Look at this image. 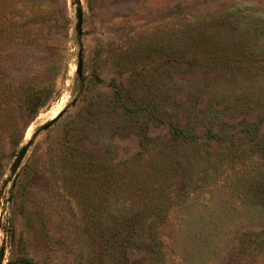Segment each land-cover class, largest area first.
<instances>
[{"label": "rangeland", "instance_id": "rangeland-1", "mask_svg": "<svg viewBox=\"0 0 264 264\" xmlns=\"http://www.w3.org/2000/svg\"><path fill=\"white\" fill-rule=\"evenodd\" d=\"M0 221L2 264H264V0H0Z\"/></svg>", "mask_w": 264, "mask_h": 264}, {"label": "water", "instance_id": "water-1", "mask_svg": "<svg viewBox=\"0 0 264 264\" xmlns=\"http://www.w3.org/2000/svg\"><path fill=\"white\" fill-rule=\"evenodd\" d=\"M76 18H77V23L75 26L76 31L78 32L79 35H82V32H83L82 31L83 16H82V10L80 7H78L76 9ZM76 73L79 76V78L82 77V74H83V54L81 51L78 53V62H77ZM66 112H67V107L63 108L54 118L48 120L47 122H45L44 124H42L39 128H37L35 130L33 137L20 148V150L18 151V153L16 155V157H15V159H14V161L10 167V172H11L12 176L16 173V171L18 170L22 161L26 157V155H27L29 149L31 148L35 138L37 136H39L41 133L47 131L55 123H57V121H59L65 115ZM8 182H9V180L4 181L3 189L6 188V186L8 185ZM0 229H1V221H0ZM4 257H5L4 248L0 244V264L3 263Z\"/></svg>", "mask_w": 264, "mask_h": 264}, {"label": "trees", "instance_id": "trees-1", "mask_svg": "<svg viewBox=\"0 0 264 264\" xmlns=\"http://www.w3.org/2000/svg\"><path fill=\"white\" fill-rule=\"evenodd\" d=\"M36 41L35 44H33L34 42ZM37 44V40L35 39V37H32V36H28V39L27 40H24V41H18L17 42V45L19 47H24L26 48L27 50H29L31 48L32 45H36ZM176 130L179 132V133H183V130L176 127ZM28 264H35L33 262H28Z\"/></svg>", "mask_w": 264, "mask_h": 264}]
</instances>
